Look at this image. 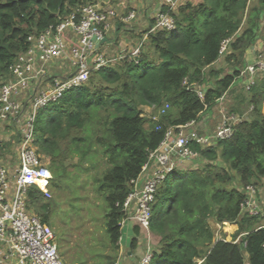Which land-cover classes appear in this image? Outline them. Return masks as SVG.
<instances>
[{"label": "trees", "instance_id": "obj_1", "mask_svg": "<svg viewBox=\"0 0 264 264\" xmlns=\"http://www.w3.org/2000/svg\"><path fill=\"white\" fill-rule=\"evenodd\" d=\"M87 1L0 0V81L9 78L11 65L28 50L30 36L55 27ZM263 3L249 10L248 0L188 1L173 14L175 29L150 33L147 50L137 59L94 71L86 85L66 91L39 111L37 146L51 159L53 177H64V162L85 156L93 141L105 147L110 168L101 187L108 189L105 224L112 246L119 248L122 205L132 182L167 129L197 121L239 77L246 50L261 37ZM232 38L226 61L234 71L222 75L213 65L222 44ZM195 85H208L203 99ZM247 96L231 107L235 111L242 103L252 105L231 138L206 148L191 146L205 165L174 169L160 184L150 219L157 244L151 264H198V259L201 264H247L244 254L248 264H264V228L257 216L241 213L245 193L233 186L238 180L244 190L264 178V73L257 75ZM166 104L170 109L158 122L143 116V107L158 111ZM27 201L49 223L51 205L37 187L29 188ZM210 219L221 224L223 240L214 241ZM139 229H134L136 236ZM242 234L241 242L233 243ZM137 242L132 239V248Z\"/></svg>", "mask_w": 264, "mask_h": 264}, {"label": "built area", "instance_id": "obj_2", "mask_svg": "<svg viewBox=\"0 0 264 264\" xmlns=\"http://www.w3.org/2000/svg\"><path fill=\"white\" fill-rule=\"evenodd\" d=\"M179 3L180 0H157L158 7L152 15L153 25L145 39L150 33L175 29L173 14ZM137 18L136 11L118 16L111 9H106L102 2L87 1L55 27L30 36L28 50L11 65L9 78L0 81V264H68L60 254L52 229L28 207L27 195L31 187H37L44 197H51L49 186L52 173L37 146V115L41 109L59 100L66 91L86 85L94 71L124 60L137 59L142 52L143 41L134 47L123 46L112 56L106 52V46L112 44L113 21L119 19L128 25ZM68 32L74 35L73 39L67 38ZM105 38L107 41L103 42ZM231 42L232 39H228L222 44L221 55L228 52ZM254 52L253 62L245 65L237 77L246 92L254 85L257 75L264 73V54L261 49ZM68 58L72 68L70 74L65 77L53 75L50 70L54 68L53 64ZM194 89L203 99L206 89ZM225 97L226 94L218 103L222 104ZM168 107L166 104L161 110L165 112ZM160 117L161 114H155L151 119L158 122ZM241 120L223 112L211 135L203 134L196 121L169 127L159 147L150 152L140 176L150 169L152 172L141 184L138 182L140 176L132 182V192L122 205L124 217L120 222L121 229L128 222H133L150 236L152 206L160 184L174 169L203 159L198 151L191 148L193 144L206 148L229 139ZM12 151H15V156L9 155L8 152ZM260 183L262 187H246V198L241 204L242 214L264 215V199L260 197L264 191V178ZM217 225L216 241L223 240L220 233L222 226ZM260 228H264V224ZM243 236L237 237L233 243L239 244ZM153 254L148 242L138 264H151ZM202 262L200 260L198 264Z\"/></svg>", "mask_w": 264, "mask_h": 264}, {"label": "rangeland", "instance_id": "obj_3", "mask_svg": "<svg viewBox=\"0 0 264 264\" xmlns=\"http://www.w3.org/2000/svg\"><path fill=\"white\" fill-rule=\"evenodd\" d=\"M179 8L180 6L176 8V14H178L177 12ZM152 15L153 13L149 15L145 14L144 17L142 16V19H146L149 24L152 22L150 21V19H152ZM260 27V35L264 41V19L261 20ZM140 43L141 42L139 41L138 44ZM142 45L143 51H146L147 39L142 42ZM261 50L264 54V45ZM106 52L108 55H115L117 53L116 42L114 45L112 44L111 46H108L106 48ZM225 55L227 54L220 57V60L217 62L215 67L217 70L222 71V75L233 73L234 71L233 64L226 61ZM64 65L66 66V71L64 73L65 75H69L72 69L70 58L64 61ZM58 66H60V64L56 65L54 69H57ZM207 87L208 85L194 86V88L199 90H205ZM247 95L248 92H246L243 83L237 82L226 93L225 100L221 105L222 109H224V111L229 115L240 117L241 119L247 118L252 110V105L247 106V104L242 103L239 106V110L232 111L231 109L235 102L248 98L249 96ZM161 109L162 108L158 111H144L143 115L148 120L155 114H161V116H163L167 114L170 106L165 110V112ZM262 113L264 114V103L262 105ZM100 129L101 131L99 134L102 135L103 127ZM93 143L94 144L91 150L85 156L79 154L75 157H69L64 162V168L66 171L64 177L59 178L53 177L52 175V180L49 186L51 197H45V202L51 205L49 223L46 224L52 229L60 254L63 260L68 264H118L119 248L110 244L105 224V215L107 212L106 196L108 189L101 187L104 174L110 168V160L104 153L105 147L102 146V144H98L96 141H93ZM8 153L10 156H15V151ZM43 156L44 160L51 167L52 173L51 159L45 155ZM2 158L5 162L7 161L5 157ZM205 163V160L202 159L200 162L195 161L194 163H186L185 165H188V167H183L184 169H190V167L201 168L205 165ZM56 183L59 185L58 187L55 186ZM256 185L262 187L261 183ZM233 186L237 187L242 192H245V189L243 190L241 185L238 183V180L234 182ZM260 197L261 200L264 199V191L261 192ZM262 207H264V204H262ZM30 211L42 220L41 216H39L35 211V208L31 206ZM257 217L259 218V225H263L264 215L260 214ZM210 224V227L213 228L214 232V241H216L218 239L217 227H215L212 223ZM127 226L122 229V238L125 243L130 242L128 237H132V234L130 236L127 234ZM227 232L233 233L234 229L227 230ZM131 233H133V231ZM140 236L142 240L146 241V243L150 238L153 239L152 233L149 236L147 233L143 232ZM244 256L245 261L248 264L247 256L245 254ZM200 260L201 259H198L197 262L199 263Z\"/></svg>", "mask_w": 264, "mask_h": 264}, {"label": "crops", "instance_id": "obj_4", "mask_svg": "<svg viewBox=\"0 0 264 264\" xmlns=\"http://www.w3.org/2000/svg\"><path fill=\"white\" fill-rule=\"evenodd\" d=\"M91 2H102L104 7L106 9H111L116 15L118 16H125L131 11H136L138 12V18L134 21H132L130 24L125 25L123 22H120L119 19L116 21H113L114 23V30L111 33V40L112 44L114 45L116 42V51L121 49L123 46H130L134 47L138 45L139 41L142 42L146 40V30L151 26V22L148 24L146 19H142V16L146 14H152L155 9H157L158 4L157 0H89ZM188 1L192 3H198L201 0H180L179 6L181 7L182 5L186 4ZM262 0H250L248 2V9L250 10L254 6H259ZM253 2V4H252ZM252 4V6H251ZM264 4V3H263ZM251 6V7H250ZM127 12H126V11ZM264 19V11H263V18ZM152 21V19H150ZM246 21V19H245ZM244 21V23H245ZM153 22V21H152ZM67 38H74V35L71 32L67 33ZM233 41V38H232ZM111 44V45H112ZM133 44V45H131ZM110 44L106 46H111ZM264 45V41L262 40L261 37L257 40L256 44L253 46L249 47L246 52H245V65L250 64L254 60L255 56V50L257 49H262ZM229 53L228 52L225 54ZM68 55H70L68 53ZM224 54L221 55L223 57ZM226 56V55H225ZM220 60V59H219ZM218 60V61H219ZM64 59L63 61H58L54 65V67L58 64L60 66L57 67V69H50L53 75L60 76V77H65V71H66V66L64 65ZM217 61V62H218ZM217 62L214 63L213 67L215 68L217 65ZM241 79H237L233 86L237 83L240 82ZM232 86V87H233ZM222 104H217L214 106L212 109L205 111L202 113L199 117V119L196 121L198 129L203 133V134H213L215 132V129L219 123V121L222 118V114L224 109H222ZM143 112H149L153 110V108L150 107H143ZM153 116V115H152ZM152 118V117H151ZM183 166L188 165H181L182 169H184ZM191 168V167H190ZM195 168V167H192ZM198 168V167H197ZM152 172V170H148L147 172L143 173L140 178L138 179L139 184ZM212 223L215 227H217V230H219L218 223L214 219L209 220V225L211 226ZM128 225V226H127ZM128 227L127 229V234L129 236L132 234V237H128L130 239V242L125 243L123 241V238L121 237L120 243H119V250H118V264H138L142 255L146 251V248L148 246V242L150 243L151 249L153 252L157 251V244L156 240L150 239L147 243L146 241L141 239V236L143 231L140 230L139 236H136L135 234V227L137 225L133 222L126 224ZM212 228V227H211ZM133 231V233H131ZM213 231V228H212ZM214 233V232H213ZM133 238H137L138 242L135 248H132L131 242ZM153 240V241H152ZM146 246V247H145Z\"/></svg>", "mask_w": 264, "mask_h": 264}, {"label": "water", "instance_id": "obj_5", "mask_svg": "<svg viewBox=\"0 0 264 264\" xmlns=\"http://www.w3.org/2000/svg\"><path fill=\"white\" fill-rule=\"evenodd\" d=\"M94 40H96L95 38H94ZM107 41V39L105 38V39H103V42H106Z\"/></svg>", "mask_w": 264, "mask_h": 264}]
</instances>
